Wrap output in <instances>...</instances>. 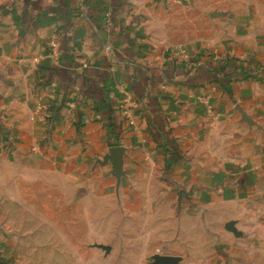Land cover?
Instances as JSON below:
<instances>
[{
    "label": "crops",
    "instance_id": "1",
    "mask_svg": "<svg viewBox=\"0 0 264 264\" xmlns=\"http://www.w3.org/2000/svg\"><path fill=\"white\" fill-rule=\"evenodd\" d=\"M180 1L0 0V166L31 160L96 193L119 184L147 233L139 264H259L245 232L264 230L249 223L264 216V0L234 20ZM189 20L178 46L202 60L169 47Z\"/></svg>",
    "mask_w": 264,
    "mask_h": 264
},
{
    "label": "rangeland",
    "instance_id": "2",
    "mask_svg": "<svg viewBox=\"0 0 264 264\" xmlns=\"http://www.w3.org/2000/svg\"><path fill=\"white\" fill-rule=\"evenodd\" d=\"M181 1L191 8L196 4L201 6V14L209 16L214 11L217 18L231 16L233 20L242 14L250 15L254 9L252 0H245L248 4L243 3L244 0ZM174 9L171 7L170 11L185 18ZM246 10L248 14H244ZM191 20L172 31L173 43L169 47L178 46L182 38L192 37L193 27L197 24ZM144 26L149 25L143 23L138 28ZM180 48L178 46V56L186 60L206 57L187 54ZM218 73L217 90L220 88L218 84L223 85L226 78ZM198 93V99L210 110L206 101L209 93L202 89ZM132 105L126 100L124 111L127 113ZM4 164L0 166V264H139L136 262L137 252L147 233L143 229L137 230L136 224L133 226L136 217L128 209L135 208L131 207L134 201L123 194L119 184L109 185L106 192L96 193L91 183L70 179L59 169L49 171L34 165L31 160L22 164L14 158ZM188 200L191 207L194 202ZM233 206L238 210L243 202L235 199ZM233 217L238 221V227L241 226L240 215ZM257 222L264 224V216L250 217L249 223ZM235 232L238 237L243 235L241 227ZM245 233L249 242L255 243L254 247L249 246V253L257 254L254 258L258 256L264 261V247L257 245H264V230L249 229ZM157 238L158 235L148 250H160L159 244H154ZM219 243L218 240V246ZM232 250L239 254V245Z\"/></svg>",
    "mask_w": 264,
    "mask_h": 264
},
{
    "label": "built area",
    "instance_id": "3",
    "mask_svg": "<svg viewBox=\"0 0 264 264\" xmlns=\"http://www.w3.org/2000/svg\"><path fill=\"white\" fill-rule=\"evenodd\" d=\"M48 55L53 60H57V58L60 55V49H59L58 41L54 37L49 40Z\"/></svg>",
    "mask_w": 264,
    "mask_h": 264
},
{
    "label": "water",
    "instance_id": "4",
    "mask_svg": "<svg viewBox=\"0 0 264 264\" xmlns=\"http://www.w3.org/2000/svg\"><path fill=\"white\" fill-rule=\"evenodd\" d=\"M177 257L168 256V255H156L155 264H177Z\"/></svg>",
    "mask_w": 264,
    "mask_h": 264
}]
</instances>
